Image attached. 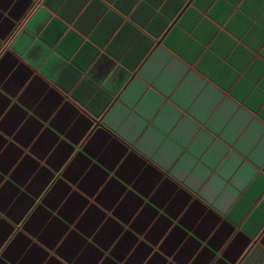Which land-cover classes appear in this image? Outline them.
<instances>
[{"label": "crops", "instance_id": "crops-1", "mask_svg": "<svg viewBox=\"0 0 264 264\" xmlns=\"http://www.w3.org/2000/svg\"><path fill=\"white\" fill-rule=\"evenodd\" d=\"M238 2L239 0H196L195 9L190 8L184 15L174 18L175 23L172 24L171 31L164 36L158 51L166 46L180 55H185L191 63L208 49L203 60L204 74L209 79L222 81L227 90L238 76L228 65H237L242 70L248 54L242 48L231 53L228 45L232 42L221 33L220 27L231 16L232 21L225 31L239 36L253 27L248 17L241 13L254 15L264 6V0H251L250 3L237 8ZM52 3H56V0H52ZM61 3L63 9L59 15L63 17V23L53 21L42 37V42L64 57V62L59 65L62 70L61 83L66 89H72L78 86L82 77L81 70L88 67L93 60H96L97 67L105 68L111 64L107 58L108 54L122 53L131 47L137 38L148 42L155 30L170 18L173 0H67L66 3L61 0ZM23 6L24 0H0V16L3 13L8 14L4 23L0 24V32L7 30L11 18H14ZM12 67V58L0 64V111L11 105L5 120L0 122V129L11 134L19 121L28 116L27 123L15 136V140L22 147H28L35 134L43 128L42 135L31 148L39 159H44L51 145L63 136L60 146L47 160L48 166L53 171H58L63 161L71 154V145L78 142L80 130L86 127L87 122L77 121L69 129L74 114L67 105L60 108L61 113L57 117L49 119L60 97L54 91L47 90L39 81H34L24 94L17 97L16 92L27 72L21 68L5 81L4 77ZM97 75H102V72ZM140 76H143V70ZM248 76L251 84L245 85L241 82L232 89V95L238 99L244 98L246 91L254 86L255 75L249 72ZM261 83L264 85V81ZM85 84H80L79 87L83 88ZM183 87V84L177 86L175 82H166L162 73L143 79L134 78L121 96L117 107L126 104L127 109L134 108L137 112L144 109L150 112L152 115L147 131L159 137L164 144L174 142L179 149L184 150V158L191 157L192 163L199 166L208 162L210 146L198 144L195 140L188 142L178 137V125L174 126L169 122L173 113L181 120H187L188 116L192 115L190 109L181 105L178 100ZM219 98L223 99L222 96ZM198 123L211 132V121ZM2 143L0 140V144ZM21 154L20 149L10 145L3 155H0V171L9 174L11 166ZM120 155L119 146L109 143L105 134L97 133L95 140L82 153H77L72 164L63 173L64 179L69 183L76 184L79 181L78 188L84 195L73 192L61 207V201L71 189L63 180L57 181L53 191L37 206L33 215L23 225V231L16 235L14 242L4 253L6 260L11 264H43L46 259L48 264H60L62 260L68 264H96L99 256L109 250V245L123 231L121 224L117 223L121 221L123 224H129L131 231L124 232L104 262L120 264L128 249L136 242L134 234H144L149 225H152L153 219L159 217L147 231L146 239L150 243L155 244L171 228L162 246L165 253L170 254L186 238L187 243L176 256L178 264H186L187 258L197 248L203 250L194 264H208L209 258L217 251L218 245L226 233L231 231L232 226L221 224L209 239V234L219 223L216 217L206 214L198 205H192L187 211H183L187 204L186 199L179 194L173 195L174 189L167 182L153 192L159 180L158 174L150 168H144L133 156L117 169ZM217 163L220 161L217 160ZM243 167L251 165L244 161ZM86 169H89L87 174ZM219 171L220 169H217L218 173ZM32 173H35V176L32 177L31 183L26 184ZM236 174L239 175V172ZM51 176L52 172L48 168L41 167L30 157H25L15 171L11 172L4 188L0 189V211L5 212L8 220L18 222L22 214L35 203L39 192ZM105 180L108 181L107 185L97 195ZM125 193L124 200L117 205V200ZM262 195L264 178H259L242 198V211L264 219V213L252 207V202ZM93 196L95 204L100 207L93 204L79 222H76L81 211L89 204L85 197ZM101 209L111 210L115 219L109 218L95 235L94 244L100 246L97 248L87 243L86 238H92L97 226L105 219V213ZM137 209H141L139 215H136ZM8 220H0V238L9 234L12 225ZM73 223L75 230L69 232L68 225ZM65 233H68L67 239L57 248L58 241ZM32 237L49 251L54 250L60 260L49 258L39 244L33 243ZM82 249L83 254H80ZM148 251L147 246L141 244L127 264H141ZM151 264L165 262L157 254Z\"/></svg>", "mask_w": 264, "mask_h": 264}, {"label": "clouds", "instance_id": "clouds-1", "mask_svg": "<svg viewBox=\"0 0 264 264\" xmlns=\"http://www.w3.org/2000/svg\"><path fill=\"white\" fill-rule=\"evenodd\" d=\"M64 2L66 3L67 0ZM250 2L251 0H239L236 7L239 8ZM195 6L196 0H173L170 18L155 30L148 42L145 43L137 38L135 43L122 53L108 54L107 58L111 64L105 68L97 67L96 60H93L88 67L81 70L82 77L78 81V86L72 89H66L61 83L62 70L59 65L64 62V57L42 42V37L53 21L63 23V17L59 15L63 9L61 0H56V3H52V0H24V6L14 18H11L7 30L0 32V64L8 58L13 60V67L4 80L7 81L9 77H13L21 68L27 72L16 96L24 94L34 81H39L47 90L54 91L60 97L49 119L57 117L61 113L60 108L67 105L74 114L68 126L69 129L77 121L87 122L86 127L80 130L78 142L71 145V154L63 161L58 171H53L48 166L47 160L56 152L63 136L51 145L44 159H39L31 148L42 135L43 128L35 134L28 147H22L15 140V136L27 123L28 116L19 121L11 134L0 129V140L3 141L0 144V155H3L10 145L20 149L22 153L11 166L9 174L0 171V177H3L0 179V189L4 188L11 172L15 171L25 157L36 160L41 167L48 168L52 172L51 178L42 187L35 203L22 214L18 222L13 223L8 220L5 212L0 211V220H8V223L12 225L9 234L0 238V262L2 264H11L4 257V253L12 245L16 235L23 231V225L33 215L37 206L41 205L44 198L53 191L57 181L63 180L71 189L61 201V207L73 192L84 195L78 188L79 181L71 184L64 179L63 173L72 164L77 153H82L95 140L97 133L105 134L109 143H115L121 149L120 159L116 164L117 169L124 165L130 156H133L141 162L144 168H150L158 174L159 180L153 192L161 184L167 182L174 189L173 195L179 194L186 199L187 204L183 211H187L192 205H198L206 214L216 217L219 223L209 234V239L217 232L221 224L227 223L232 226L231 231L226 233L218 245L217 251L209 258L208 264H264V219L242 211V198L257 179L264 178V85L261 83L264 81V6H261L254 15L241 13L248 17L253 27L239 36L225 31L232 21L231 16L220 27L221 33L232 42L228 45L231 53L242 48L248 54L242 70L237 65H228L233 72L238 73V76L227 90L222 81L209 79L204 74L203 60L208 49H205V52L191 63L185 55H180L166 46L158 51L164 36L171 31L172 24L175 23L174 18L184 15L190 8L195 9ZM7 17L8 14L3 13L0 16V24H3ZM142 70L143 76H140ZM100 72L102 75H97ZM249 72L256 77L254 86L246 91L244 98L238 99L232 95V89L241 82L245 85L251 84ZM161 73L166 82H175L177 86L184 85L178 100L192 113L187 120L178 119L173 113L169 122L174 126L178 125V137L188 142L195 140L198 144L210 146L207 163L197 166L192 163L191 157L184 158V150L179 149L174 142L164 144L159 137L148 132L147 127L152 115L150 112L144 109L138 112L134 108L127 109L126 104L117 107L121 96L134 78L143 79ZM80 84H85V86L80 88ZM209 85H211L210 88ZM0 90H2V85H0ZM220 96L223 99H220ZM10 108L11 105L0 111V122L5 120ZM28 115L31 116V113ZM198 121L206 123L211 121V132ZM65 131L67 132L68 129ZM217 160L220 163H217ZM244 161H247L251 167L242 168ZM89 169L85 170V174ZM217 169H220L219 173ZM237 172L239 175L236 174ZM33 176L35 173H32L25 183H31ZM109 177L111 178L110 175ZM107 183L108 181L105 180L97 191V195ZM125 195L126 193L120 196L116 202L117 205L124 200ZM85 198L89 200V204L81 211L76 222H79L89 207L95 204V196ZM95 206L100 207L98 204ZM252 207L264 213V195L254 200ZM140 210L137 209L136 215H139ZM101 211L105 213V219L97 226L92 238H86L87 243L97 248L100 246L94 244L95 235L104 227L109 218L115 219L111 210L101 209ZM157 219L159 217L153 219L152 225H149V229H146L144 234H134L136 242L128 249L120 264H127L141 244L146 245L149 250L141 264H151L153 257L157 254L165 264H178L176 256L187 243V239L181 241L170 254L165 253L162 246L171 228L155 244L146 239L147 231ZM117 223L121 224L123 231L109 245V250L99 256L96 264H104L124 232L131 231L129 224H123L121 221ZM68 229L69 232L74 231L75 223L69 224ZM67 236L68 233H65L60 238L57 248L67 239ZM31 239L33 243L39 244L34 237ZM206 244L205 241L204 246ZM39 246L44 249L49 258L55 257L60 260L54 250L49 251L42 244ZM202 250L203 248H197L187 258L186 264H194ZM80 254H83V249ZM43 264H48V260L43 261ZM60 264H68V262L62 260Z\"/></svg>", "mask_w": 264, "mask_h": 264}]
</instances>
